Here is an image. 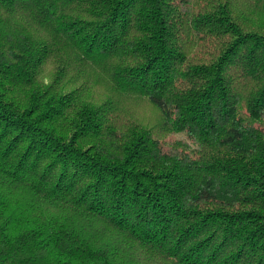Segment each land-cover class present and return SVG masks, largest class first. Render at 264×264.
Returning a JSON list of instances; mask_svg holds the SVG:
<instances>
[{
    "label": "trees",
    "instance_id": "obj_1",
    "mask_svg": "<svg viewBox=\"0 0 264 264\" xmlns=\"http://www.w3.org/2000/svg\"><path fill=\"white\" fill-rule=\"evenodd\" d=\"M0 264H264V0H0Z\"/></svg>",
    "mask_w": 264,
    "mask_h": 264
}]
</instances>
